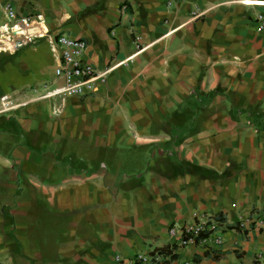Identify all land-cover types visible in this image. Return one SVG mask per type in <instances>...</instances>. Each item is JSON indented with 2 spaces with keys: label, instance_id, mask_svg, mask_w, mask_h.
<instances>
[{
  "label": "crops",
  "instance_id": "0c3cea01",
  "mask_svg": "<svg viewBox=\"0 0 264 264\" xmlns=\"http://www.w3.org/2000/svg\"><path fill=\"white\" fill-rule=\"evenodd\" d=\"M0 3L40 13L107 71L89 96L39 99L31 89L53 80L45 39L0 53V95L21 103L0 114V264L161 248L174 256L157 264H264V0ZM202 214L220 244L168 236ZM246 218L262 226L239 229Z\"/></svg>",
  "mask_w": 264,
  "mask_h": 264
},
{
  "label": "built area",
  "instance_id": "2783aa9c",
  "mask_svg": "<svg viewBox=\"0 0 264 264\" xmlns=\"http://www.w3.org/2000/svg\"><path fill=\"white\" fill-rule=\"evenodd\" d=\"M170 6V1L166 2ZM256 31L264 33V17L254 18ZM45 39L49 53L54 62L53 80L37 89H31L39 99H57L63 101L70 97H85L96 91V86L103 83L107 71L97 72L90 63L84 60L86 44L80 39L69 38L63 34H51L45 27L40 13L19 14L9 3H0V53L13 54L19 49ZM39 93H38V92ZM21 106L9 94L0 95V114L14 111ZM58 110L55 108L53 113ZM251 224L260 228L262 221L250 218L240 219L239 229H246ZM221 223L206 215H198L190 225L171 226L167 234L176 241L179 247L204 244L211 238L215 245L221 243ZM171 251V248H168ZM161 255L153 251L149 255L137 254L128 259L114 257L115 264H157ZM257 258L261 254H257Z\"/></svg>",
  "mask_w": 264,
  "mask_h": 264
},
{
  "label": "trees",
  "instance_id": "16d2710c",
  "mask_svg": "<svg viewBox=\"0 0 264 264\" xmlns=\"http://www.w3.org/2000/svg\"><path fill=\"white\" fill-rule=\"evenodd\" d=\"M157 251L159 252V254L161 256H163V255H169L170 258H173V256H174L173 255V251H168L167 248L166 249L161 248V249H158Z\"/></svg>",
  "mask_w": 264,
  "mask_h": 264
},
{
  "label": "rangeland",
  "instance_id": "374dc122",
  "mask_svg": "<svg viewBox=\"0 0 264 264\" xmlns=\"http://www.w3.org/2000/svg\"><path fill=\"white\" fill-rule=\"evenodd\" d=\"M47 44V43H46ZM47 49H48V46H47ZM49 51V50H48ZM16 58V57H15ZM7 61H9L10 62V64H15L16 62H15V59L13 60V59H11V60H7ZM45 85V84H44ZM43 86V85H42Z\"/></svg>",
  "mask_w": 264,
  "mask_h": 264
}]
</instances>
